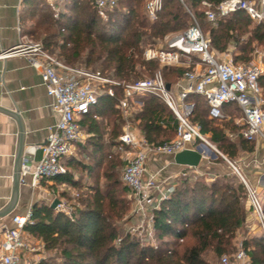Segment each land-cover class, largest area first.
<instances>
[{
    "label": "trees",
    "instance_id": "trees-1",
    "mask_svg": "<svg viewBox=\"0 0 264 264\" xmlns=\"http://www.w3.org/2000/svg\"><path fill=\"white\" fill-rule=\"evenodd\" d=\"M145 1L117 0L108 20L103 21L96 14L93 0H66L57 19L44 16L30 35L65 64L82 62L123 84L148 78L159 69L157 61L143 57L144 45L153 47L169 34L185 31L193 23L191 15L206 32L202 31L210 48L217 53L231 49L236 64L251 60L253 43H264V24L253 23L244 10L217 16L216 25L206 19L203 2L215 8L226 0H162V8L152 22L145 16ZM185 70L160 68L165 83L171 85ZM258 83L264 89V75ZM121 95V88H117L115 97L100 96L80 118L79 124L90 136L75 145L77 157L64 159L66 173L50 179L52 194L61 199L68 196L66 190L59 193L63 186L80 192L73 198L75 205L68 213L43 202L30 208L24 232L50 253L37 264H211V259L219 261L222 255L234 253L248 211L245 187L230 174L212 181L203 176L178 177L170 196L151 212L153 244L141 242L118 225L127 210L121 195L130 192L121 181L113 180L114 172L103 169L113 170L117 164H124L117 150L124 122L116 108ZM136 100L141 106L132 112V123L145 140L153 145L173 140L177 120L165 103L151 94ZM185 101L194 105L189 120L200 127L202 134H209L208 141L229 161L239 152L254 150V144L239 134L244 125L235 124L234 112L242 116L236 104L223 106L219 125L215 123L218 120L208 118L204 98L189 94ZM228 131L237 133V138L232 140ZM101 173L106 180L103 190ZM241 243L250 264H264V233L243 237Z\"/></svg>",
    "mask_w": 264,
    "mask_h": 264
},
{
    "label": "built area",
    "instance_id": "built-area-1",
    "mask_svg": "<svg viewBox=\"0 0 264 264\" xmlns=\"http://www.w3.org/2000/svg\"><path fill=\"white\" fill-rule=\"evenodd\" d=\"M42 1L50 8L52 17L57 19L65 0ZM178 1L184 3V0ZM257 2L259 7L254 2L243 0H226L215 8L205 2L202 6L205 7L206 19L213 25H216L217 16L224 17L236 10H244L253 23L264 24V0ZM116 5L117 0H93L96 14L103 21L108 20ZM161 8L162 0H146L144 13L148 21H154ZM191 17L193 23L185 31L169 34L162 43L144 49L143 57L157 61L159 69L152 76L133 83L123 84L89 67L73 68L49 54L39 43L21 42L14 50L8 52L25 56L38 71L50 99V108L57 115L56 123L49 128L44 144L39 147L41 158L32 171H27L29 159H23L21 184H25L24 179L29 174V186L34 191L42 182H48L66 173L64 159L74 156L75 145L83 140L79 120L96 105L100 96L115 97V89L121 88L122 95L117 100L116 108L126 117L130 104L136 97L144 94L154 95L165 103L177 120L173 140L153 145L144 139H137L126 128L118 137L117 147L124 162L120 180L129 189L135 218L127 232L141 242L153 244L151 212L159 207L162 200L170 196L175 186L169 183L173 178L171 175L160 179L161 169L147 172L149 158L173 157L176 153L189 149L195 142L209 145L215 150L201 133L200 127L189 120L194 105L185 101L187 95L196 94L204 98L210 120L223 119V106L236 104L242 112L244 125L240 136L248 142H264V96L258 83L259 77L264 75V63L258 60L236 64L229 50L224 53L213 51L207 36L203 34L192 15ZM193 58H197L198 68L192 70ZM160 68L186 69L176 82L174 91L171 88L166 90ZM220 156L228 162L244 185L246 203L258 231L264 233L262 199L231 162ZM189 172L191 171L182 170L178 177L189 176ZM191 174L192 177L200 176L199 171H192ZM56 210L69 212L61 201ZM29 219L30 210L21 215H13L11 226L4 224L1 227L0 264H37L41 258H36V250L23 239L24 226ZM219 264H249L241 240L238 241L234 253L220 257Z\"/></svg>",
    "mask_w": 264,
    "mask_h": 264
},
{
    "label": "crops",
    "instance_id": "crops-1",
    "mask_svg": "<svg viewBox=\"0 0 264 264\" xmlns=\"http://www.w3.org/2000/svg\"><path fill=\"white\" fill-rule=\"evenodd\" d=\"M65 3L66 0L60 7V11L63 10ZM47 8L49 7L42 0H0V107L11 112L17 111L20 116L24 131L23 157L29 159L27 165V171L29 172L33 170L41 158L39 147L44 144L49 128L56 123L57 115L50 108V99L46 94L38 71L31 66L25 56L8 54V52L14 50L21 42L39 43L33 39L30 31L35 26L41 25L44 16H50L45 13ZM229 51L231 52V49ZM196 62L197 58H193L192 70L198 68V66L196 67ZM179 79H177V82ZM175 84H169L173 91L175 90ZM136 102L138 103L137 109L141 106V103L135 99L130 104L128 116L125 117L120 112L124 121L120 135L128 128L137 139L145 140L132 123L131 114L135 111L133 104ZM235 124L238 125L237 122ZM82 130L83 140L79 144H83L90 136L85 128H82ZM226 134L232 140L237 138L232 133V135L228 132ZM203 136L208 141L209 134H203ZM18 144L19 124L16 118L10 113L0 111V210L6 206L12 196ZM253 144L254 150L252 152H243V154L250 157L247 163L237 161L236 165L231 164L244 177L247 184L264 199V146L259 141ZM199 145L201 143L195 142L189 146V149L194 150ZM207 155L209 154H204L199 166L194 167V170L176 165L173 162V157H150L148 163L152 164V169H161L167 176H173L169 183L174 186L178 173L182 170L191 171L189 176H193L191 174L192 171L201 173L208 168L217 169L223 173H231L230 168L232 169V167L230 165L229 168L215 164L206 157ZM75 156H78L77 146H75ZM120 157L122 158L121 154ZM161 159L164 161L161 162ZM163 178L161 177L160 179L162 180ZM24 180L25 184H20L19 199L16 207L8 216L0 219V232L4 224L11 226V217L13 215L24 214L37 202H43L48 205V202L52 200V189L49 187L51 185L50 181L42 182L37 190L33 191L29 186L30 175L27 174ZM212 180L209 179V181ZM56 187L58 189L60 186ZM155 196L156 194L154 198H156ZM245 210L248 211V216L244 228L249 232L258 231L257 224L246 200ZM26 237L30 238L24 232L23 239L25 240Z\"/></svg>",
    "mask_w": 264,
    "mask_h": 264
},
{
    "label": "rangeland",
    "instance_id": "rangeland-1",
    "mask_svg": "<svg viewBox=\"0 0 264 264\" xmlns=\"http://www.w3.org/2000/svg\"><path fill=\"white\" fill-rule=\"evenodd\" d=\"M146 2V1H145ZM145 2H144V4H145ZM250 2H254V3H256V5H257V7H259V5H258V2H257V0H253V1H250ZM255 5V6H256ZM144 6V5H143ZM45 13L46 14H48V15H52V12H51V10H50V8H47V9H45ZM98 24L100 25L101 24V22L99 21L98 22ZM201 30L204 32V33H206L202 28H201ZM36 41V40H35ZM253 47H254V51H253V53H252V58H251V60L249 61V62H251V61H258V60H261L263 63H264V43L263 44H258L257 42H255V43H253ZM146 48H149V45H144V49H146ZM232 51V50H231ZM67 65H69V66H71V67H73V68H81V67H87V66H85L84 65V63H82V62H74V63H71V64H67ZM88 68V67H87ZM89 68H91V67H89ZM92 69V68H91ZM261 94L264 96V89L263 88H261ZM192 101H194V100H192ZM191 101V102H192ZM133 106H134V109H135V111L137 110V106H138V103L136 102V103H134L133 104ZM234 120H235V122H237V124L240 126V125H242L243 124V121H242V117H241V114H240V112H234ZM215 123L216 124H219V125H221L222 124V121H215ZM228 133H229V131H228ZM233 135H236L234 132H231ZM230 133V134H231ZM231 134V135H232ZM259 142H261L262 144H263V146H264V142H262V141H259ZM213 145V144H212ZM214 146V145H213ZM215 147V149L217 150V148H216V146H214ZM220 155H222V156H224V157H226L227 158V156L226 155H224V154H222L220 151H218L217 150V153H216V155H215V157H211V155L209 154V155H207L206 157L209 159V160H211V161H213L215 164H219V165H224V166H226V167H229L230 168V166H229V164L220 156ZM249 156H247V155H245V154H243V153H241V152H239L235 157H234V159L232 160V161H229V162H231L232 164H234V165H236V163H237V161H242V162H244V163H247L248 162V160H249ZM122 159V158H121ZM123 161V160H122ZM161 162L162 161H164L163 159H161L160 160ZM152 163H153V161H152ZM123 167H124V164L122 165L121 163L120 164H117V167L115 168V169H113V170H111V169H108V167H105L104 169H103V171H112V172H114V174H116V176H115V178L113 179V180H115V181H121L120 180V178H121V173H122V170H123ZM107 169V170H106ZM154 169V168H153ZM152 169V164H149L148 163V165H147V168H146V170H147V172L149 173L150 171H152L153 170ZM155 170V169H154ZM230 171H231V173H223V172H221V171H219V170H217V169H212V168H208L207 170H204V171H202L201 173H200V176H198V177H201V176H203L202 178L204 179V180H206L207 179V181H209V179L210 180H212V179H215V177L216 176H221V175H224V174H230L231 176H233V177H235L239 182H241V180L239 179V177H238V175L235 173V171L233 170V169H231L230 168ZM102 174L103 173H101V176H100V181H99V184H100V187L102 188V190L104 189V184H105V182H106V180H105V178H103L102 177ZM161 175H162V177H166L167 175L165 174V173H163V171H162V173H161ZM121 184V183H120ZM121 186H123L122 184H121ZM61 190H66L67 191V198L66 199H61L58 195H53V194H51V199L52 200H50L49 202H48V205H50V203L54 200V199H57V200H61V202H62V204L64 205V207L66 208V209H70V208H72V206H74L75 204H74V200H73V198L75 199V198H77L76 196H77V194H79L80 192L78 191V190H73V189H68L67 187H64V188H60V189H58V191H59V193H61ZM84 192V191H83ZM84 195V194H83ZM261 198V197H260ZM121 199H122V201L125 203V206H126V208H127V210H126V212H125V214L123 215V217H122V219L118 222V225L121 227V228H123V230H125V231H127V229H129V227H130V225H132L134 222H135V218H134V216H133V203H132V199H131V197H130V194L128 193V192H126V193H123L122 195H121ZM262 199V201H263V198H261ZM263 203H264V201H263ZM257 234H259V231H254V232H249V231H247V229H244V231H241L239 234H238V238H237V241H240L243 237H251L252 235H257ZM152 236H153V232H152ZM25 242L28 244V245H30L32 248H34L36 251H35V255L37 256L36 258H40V257H47L50 253L49 252H46L45 250H43V248H42V246H41V244L38 242V241H36V240H34V239H31V238H25ZM211 258V255L209 256V258L208 259H210ZM211 264H219V261H218V259H211Z\"/></svg>",
    "mask_w": 264,
    "mask_h": 264
},
{
    "label": "water",
    "instance_id": "water-1",
    "mask_svg": "<svg viewBox=\"0 0 264 264\" xmlns=\"http://www.w3.org/2000/svg\"><path fill=\"white\" fill-rule=\"evenodd\" d=\"M166 90H169L170 85L168 83H166L165 85ZM0 111H4L6 113H10L11 115H13L16 118L17 123L19 124V144H18V153L15 159V168H14V175H13V192H12V196L9 200V202L6 204V206H4L1 210H0V219L8 216L16 207L17 203H18V199H19V188H20V172L22 169V162H23V137H24V131H23V127H22V122L20 119V116L18 114L17 111L15 112H11L8 110H5L3 108L0 107ZM203 148L206 150V152H204ZM208 153L210 154L212 157H215L216 155V151L211 148L209 145L206 144H201L199 146L196 147V149L191 150V149H185L181 152L176 153L173 156V162L176 165L179 166H183V167H190V168H194V167H198L204 154ZM60 201L57 199H54L49 207L51 209H56L57 205H59Z\"/></svg>",
    "mask_w": 264,
    "mask_h": 264
},
{
    "label": "bare ground",
    "instance_id": "bare-ground-1",
    "mask_svg": "<svg viewBox=\"0 0 264 264\" xmlns=\"http://www.w3.org/2000/svg\"><path fill=\"white\" fill-rule=\"evenodd\" d=\"M204 152H206V150L203 148Z\"/></svg>",
    "mask_w": 264,
    "mask_h": 264
}]
</instances>
